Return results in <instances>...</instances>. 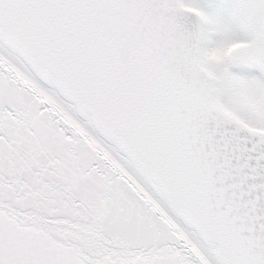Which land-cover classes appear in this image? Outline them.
Segmentation results:
<instances>
[{
    "label": "snow or ice",
    "instance_id": "obj_1",
    "mask_svg": "<svg viewBox=\"0 0 264 264\" xmlns=\"http://www.w3.org/2000/svg\"><path fill=\"white\" fill-rule=\"evenodd\" d=\"M0 264H264V0H0Z\"/></svg>",
    "mask_w": 264,
    "mask_h": 264
}]
</instances>
